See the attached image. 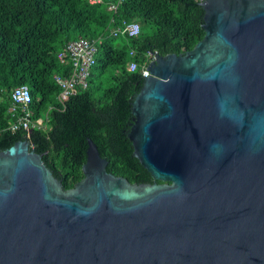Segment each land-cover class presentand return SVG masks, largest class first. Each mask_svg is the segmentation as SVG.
Here are the masks:
<instances>
[{
	"label": "water",
	"instance_id": "1",
	"mask_svg": "<svg viewBox=\"0 0 264 264\" xmlns=\"http://www.w3.org/2000/svg\"><path fill=\"white\" fill-rule=\"evenodd\" d=\"M199 6L201 40L156 55L130 103L126 137L154 181L107 173L86 139L62 190L15 142L0 151V264H264V0Z\"/></svg>",
	"mask_w": 264,
	"mask_h": 264
},
{
	"label": "trees",
	"instance_id": "2",
	"mask_svg": "<svg viewBox=\"0 0 264 264\" xmlns=\"http://www.w3.org/2000/svg\"><path fill=\"white\" fill-rule=\"evenodd\" d=\"M201 1L120 0L113 12L107 3L87 0H0V151L26 141L68 190L82 178L88 139L106 161L107 173L130 184L152 183L126 137L142 77L125 67L130 60L140 62L146 51L163 57L192 49L203 37ZM130 22L139 25L136 37L109 36V30ZM80 38L98 39L87 87L59 102L52 76H68L70 65L56 54ZM130 50L138 57H130ZM20 85L30 95V118L40 119L43 129L8 130L9 93Z\"/></svg>",
	"mask_w": 264,
	"mask_h": 264
},
{
	"label": "built area",
	"instance_id": "3",
	"mask_svg": "<svg viewBox=\"0 0 264 264\" xmlns=\"http://www.w3.org/2000/svg\"><path fill=\"white\" fill-rule=\"evenodd\" d=\"M114 1L116 3H114ZM90 5L107 3L108 9L115 11L120 0H87ZM139 25L135 22L122 23L120 27L109 30L111 37L134 38L139 34ZM98 39H76L67 42L63 48L56 54V58L60 62H66L70 65V74L66 77L53 75L52 80L58 87L57 100L59 102L66 101L76 92L87 87L88 76L91 67L94 65L96 54V45ZM130 57H138L134 50L128 52ZM157 54L154 51H146L141 54L140 62L130 60L126 64L127 72L138 71L140 76L146 78L149 74L147 66L152 62ZM10 106L7 110L9 115L8 130L24 131L28 133L32 129H43L44 125L40 119L32 120L31 112L28 109L30 103V95L28 89L24 85L14 87L10 93Z\"/></svg>",
	"mask_w": 264,
	"mask_h": 264
},
{
	"label": "rangeland",
	"instance_id": "4",
	"mask_svg": "<svg viewBox=\"0 0 264 264\" xmlns=\"http://www.w3.org/2000/svg\"><path fill=\"white\" fill-rule=\"evenodd\" d=\"M44 119H45V117L43 116V117H42V120H44Z\"/></svg>",
	"mask_w": 264,
	"mask_h": 264
}]
</instances>
